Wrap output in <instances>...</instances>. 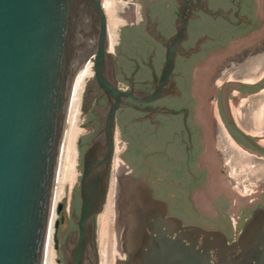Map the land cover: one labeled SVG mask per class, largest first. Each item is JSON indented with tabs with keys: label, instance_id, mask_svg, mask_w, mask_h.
<instances>
[{
	"label": "flooded vegetation",
	"instance_id": "af4514ba",
	"mask_svg": "<svg viewBox=\"0 0 264 264\" xmlns=\"http://www.w3.org/2000/svg\"><path fill=\"white\" fill-rule=\"evenodd\" d=\"M106 13L111 45L101 82L91 58L77 158L83 165L90 138L119 99L113 160L117 154L128 176L147 174L171 215L236 240L264 207V0H114ZM232 63L224 75L231 69L235 77L217 89L214 119L203 78ZM232 171L247 176L228 179ZM80 205L79 183L72 214L62 211L55 234L61 264Z\"/></svg>",
	"mask_w": 264,
	"mask_h": 264
},
{
	"label": "water",
	"instance_id": "95a60500",
	"mask_svg": "<svg viewBox=\"0 0 264 264\" xmlns=\"http://www.w3.org/2000/svg\"><path fill=\"white\" fill-rule=\"evenodd\" d=\"M108 42L103 0H0V264H48L52 208L77 91L93 72L91 58L101 82ZM120 103L110 105L90 138L83 165L79 159L70 214L68 185L59 202L56 232L62 211L72 214L80 183L78 229L67 239L66 264L98 262L97 216L107 200ZM82 121L80 113L73 132ZM115 171V264H264V207L230 242L222 230L171 215L147 174L126 175L118 158Z\"/></svg>",
	"mask_w": 264,
	"mask_h": 264
},
{
	"label": "rangeland",
	"instance_id": "374dc122",
	"mask_svg": "<svg viewBox=\"0 0 264 264\" xmlns=\"http://www.w3.org/2000/svg\"><path fill=\"white\" fill-rule=\"evenodd\" d=\"M109 15L111 13H108ZM218 66H221L222 64L220 63H216ZM237 65L232 63L230 65H225L223 66L221 69L218 70L217 74H213L212 72L210 73L209 70H211L213 68V71H215V67H211L210 69L206 70L205 72V76H204V86L205 87H208V91H207V101L205 102V105H207L206 107H208L207 111L208 113L212 114L211 116L216 119L217 118V111H216V107H215V94H216V91L217 89L219 88V86L221 85V83L223 81H225L227 78H230V77H235V75H233L232 73H230L231 69L229 70V72L224 75L225 71L228 69V68H236ZM206 81V82H205ZM242 108H239L237 107V111H238V114L239 116L241 115V110ZM81 110H82V101H81ZM261 120H264V115L261 117ZM259 129H263L264 128V125L261 123L258 125ZM80 135H78L77 137V141H76V144H78V140L79 138H81V134H82V131L79 133ZM77 148V147H76ZM118 157L117 154H115L114 156V160ZM79 159L80 158H77L76 159V163H75V166H74V169H75V178H73V181L71 180H65L63 182L62 179L59 180V183H58V188H57V192H56V196H55V206H54V214H53V221H52V229H51V236H50V243H51V248H52V251L55 252V256H54V260L56 262V264H60L59 262V258H60V254H59V251L57 249V246L56 245H53L54 244V241H55V234H56V218L58 217L59 215V202H62L64 200V197L66 195V186L68 185V201H67V211L68 213L70 214V210H71V202H72V196H73V190L77 184V181H78V175H79V167H78V162H79ZM114 160H113V163H114ZM114 168L112 167V170H111V175H110V182H109V189H110V185H111V180L113 179L114 177ZM247 175L246 174H243L242 175H237L235 174L233 171L232 173L230 172L229 175H228V179H231V180H236L238 179V177L242 178V177H246ZM108 193H109V190H108ZM108 196V195H107ZM105 206H106V202H105V205H104V208L102 210V212L104 211L105 209ZM101 212V213H102ZM100 213V214H101ZM100 214L97 216V227H96V232H97V244H98V248H99V217H100ZM111 233H110V238H109V241H108V250H109V258L112 259L113 261V245L115 243V217L114 215L111 216ZM99 254L100 251H99ZM100 261H101V255H100Z\"/></svg>",
	"mask_w": 264,
	"mask_h": 264
},
{
	"label": "bare ground",
	"instance_id": "6f19581e",
	"mask_svg": "<svg viewBox=\"0 0 264 264\" xmlns=\"http://www.w3.org/2000/svg\"><path fill=\"white\" fill-rule=\"evenodd\" d=\"M104 1V6L105 9L108 13H111L110 16H112V11L114 8V0H103ZM114 23V22H113ZM116 23V22H115ZM116 25V24H115ZM115 28V26H114ZM113 28V29H114ZM91 75V74H90ZM87 80V79H86ZM86 81L81 85V87L77 91V98H76V105H75V110L68 134V139L65 147V152H64V157H63V162H62V167H61V172H60V179L63 180H72L75 178V163L77 159V148H76V141L79 133L81 130L78 132H73V128L75 126V123L81 113V100L84 92ZM120 159L119 157H117ZM117 158L114 161L113 168H114V177L111 180V185L109 189V193L107 196L106 200V206L104 211L100 214L99 217V251L101 255V262L103 258V254L105 252V246L106 243H108L109 238H110V233H111V216L114 215L115 217V207H114V202H115V189H116V171L115 168L117 166ZM121 160V159H120ZM122 161V160H121ZM123 162V161H122ZM124 163V162H123ZM54 206L55 202L53 204L52 208V216H51V228H50V234H51V229H52V219H53V214H54ZM115 224V223H114ZM51 236V235H50ZM115 240H116V232H115ZM50 238H49V251H48V264H56L54 260L55 252L52 251V248L50 247ZM115 243L113 245V261L112 259L109 258V250L107 247V255H106V261L105 264H115Z\"/></svg>",
	"mask_w": 264,
	"mask_h": 264
}]
</instances>
